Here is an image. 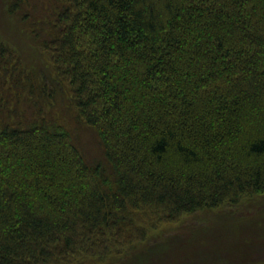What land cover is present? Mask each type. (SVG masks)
Instances as JSON below:
<instances>
[{"label":"trees","instance_id":"trees-1","mask_svg":"<svg viewBox=\"0 0 264 264\" xmlns=\"http://www.w3.org/2000/svg\"><path fill=\"white\" fill-rule=\"evenodd\" d=\"M46 13L30 33L59 85L47 93L67 85L112 175L42 112L16 119L22 60L1 39L0 264L122 263L165 224L264 193V0H50Z\"/></svg>","mask_w":264,"mask_h":264},{"label":"rangeland","instance_id":"rangeland-1","mask_svg":"<svg viewBox=\"0 0 264 264\" xmlns=\"http://www.w3.org/2000/svg\"><path fill=\"white\" fill-rule=\"evenodd\" d=\"M23 1L16 4L18 0H0V40H8L11 47L17 49L22 60L20 71L24 74L22 79L17 77L22 87L17 90L19 98L9 106L17 111L16 119L21 116L25 123L34 121L42 112L47 122L62 124L89 164L101 163L106 173L112 175L98 134L80 122L74 109L69 107L67 85H60L61 90L52 96L47 93L54 84L59 85L51 79L46 63L41 62L39 42L42 37L30 32L31 22L45 26L41 17L47 14L50 0ZM9 68L15 76L20 74L11 65ZM160 256L165 261L159 259L150 264L264 262V193L235 206L199 210L178 222L165 224L117 264H147Z\"/></svg>","mask_w":264,"mask_h":264}]
</instances>
